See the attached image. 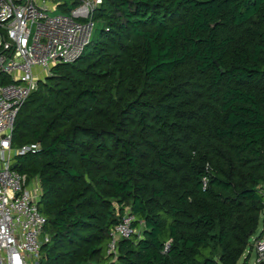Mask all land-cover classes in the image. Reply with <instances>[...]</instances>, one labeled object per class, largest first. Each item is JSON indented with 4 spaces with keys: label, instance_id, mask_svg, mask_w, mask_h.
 <instances>
[{
    "label": "trees",
    "instance_id": "1",
    "mask_svg": "<svg viewBox=\"0 0 264 264\" xmlns=\"http://www.w3.org/2000/svg\"><path fill=\"white\" fill-rule=\"evenodd\" d=\"M94 18L12 131L13 149L37 145L13 167L41 188L42 264H247L264 235V0H103ZM126 211L139 233L109 254Z\"/></svg>",
    "mask_w": 264,
    "mask_h": 264
},
{
    "label": "built area",
    "instance_id": "2",
    "mask_svg": "<svg viewBox=\"0 0 264 264\" xmlns=\"http://www.w3.org/2000/svg\"><path fill=\"white\" fill-rule=\"evenodd\" d=\"M102 2L0 0V264H42V244L49 239L43 235L45 218L38 209L39 182L28 183L13 167L17 154L37 145L11 147L14 119L52 65L75 61L82 54L96 22L94 13ZM58 7L68 13L48 14ZM260 194L264 205V185ZM132 221L126 211L111 230L109 254L117 253L118 239L134 233ZM250 244L245 253L253 250L254 264L264 263V235L252 236ZM168 248L167 242L164 250Z\"/></svg>",
    "mask_w": 264,
    "mask_h": 264
},
{
    "label": "rangeland",
    "instance_id": "3",
    "mask_svg": "<svg viewBox=\"0 0 264 264\" xmlns=\"http://www.w3.org/2000/svg\"><path fill=\"white\" fill-rule=\"evenodd\" d=\"M69 8H71V7L69 6ZM56 13H66L67 14L68 10H62L61 7H58L56 10L48 12V14H50V15H54ZM100 25H101L100 22L96 21L92 31L95 32L96 30H98ZM27 182L30 183V181H27ZM261 227H262V223L260 221V224L258 226L257 232L261 229ZM134 232H138L139 233V231H137L135 229H134ZM251 241H252V237L250 238V243H251ZM247 249H250V248H247ZM250 253L251 254H250V257H249V260H248L247 264H254V262H255V252L253 250H251ZM245 255H246V253H244V255L242 256V259H243V257H245ZM242 259L240 260V262L242 261Z\"/></svg>",
    "mask_w": 264,
    "mask_h": 264
},
{
    "label": "bare ground",
    "instance_id": "4",
    "mask_svg": "<svg viewBox=\"0 0 264 264\" xmlns=\"http://www.w3.org/2000/svg\"><path fill=\"white\" fill-rule=\"evenodd\" d=\"M71 62H73V61H71ZM68 63H70V62H68ZM55 65V64H54ZM53 66V65H52ZM52 66L50 67V71H51V68H52ZM47 76H43V78H41V79H39L38 81H37V83L39 84V82H41V81H44L45 80V78H46ZM24 104V103H23ZM23 104L21 105V107L23 106ZM21 107H20V109H21ZM19 109V110H20ZM19 112V111H18ZM18 114V113H17ZM17 116V115H16ZM15 119H16V117H15ZM15 119H14V123H15ZM14 123H13V125H14ZM14 128V127H13Z\"/></svg>",
    "mask_w": 264,
    "mask_h": 264
},
{
    "label": "crops",
    "instance_id": "5",
    "mask_svg": "<svg viewBox=\"0 0 264 264\" xmlns=\"http://www.w3.org/2000/svg\"><path fill=\"white\" fill-rule=\"evenodd\" d=\"M251 254V253H250ZM250 254H249V257H250ZM249 260V259H248Z\"/></svg>",
    "mask_w": 264,
    "mask_h": 264
},
{
    "label": "water",
    "instance_id": "6",
    "mask_svg": "<svg viewBox=\"0 0 264 264\" xmlns=\"http://www.w3.org/2000/svg\"><path fill=\"white\" fill-rule=\"evenodd\" d=\"M262 264H264V263H262Z\"/></svg>",
    "mask_w": 264,
    "mask_h": 264
}]
</instances>
